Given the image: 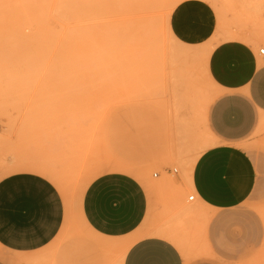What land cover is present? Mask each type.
<instances>
[{"label":"rangeland","instance_id":"1","mask_svg":"<svg viewBox=\"0 0 264 264\" xmlns=\"http://www.w3.org/2000/svg\"><path fill=\"white\" fill-rule=\"evenodd\" d=\"M249 1L76 0L77 26L95 29L84 40L62 44L25 38L50 30L2 32L0 181L33 169L14 170V165H35V170L46 171L64 204L74 208L86 182L98 174L139 173L134 178L156 198L146 231L160 228L174 235L181 227L195 229L186 251L169 239L184 264H264V192L227 210H207L195 203L173 155V132L164 117L168 92L160 66L163 56L172 55L207 99L204 116H196L189 136L191 142L203 141L210 135L206 114L216 93L207 77L212 45L220 38L246 34L245 41L255 43L257 51L264 48V0H254L255 8ZM195 3L211 13V39L201 44L174 42L167 27L185 39V31L172 25L177 7L186 5L196 18ZM61 130L76 143L70 158L53 159L47 136L51 141ZM256 141L251 148L264 151V138ZM70 216L69 223L73 218L81 223L75 210ZM45 258L0 243V264H39Z\"/></svg>","mask_w":264,"mask_h":264},{"label":"crops","instance_id":"2","mask_svg":"<svg viewBox=\"0 0 264 264\" xmlns=\"http://www.w3.org/2000/svg\"><path fill=\"white\" fill-rule=\"evenodd\" d=\"M177 8L172 25L178 32L194 29L199 41L211 39L208 9L196 24L192 10L186 5ZM244 36L220 38L207 56L216 93L206 123L214 141L196 158L189 182L207 210L231 209L264 192V151L251 148L252 142L264 138V51L258 53ZM55 133L51 141L47 136L48 154L70 158L76 142L63 130ZM133 175L139 173L98 174L86 182L74 208L64 204L41 171H20L2 179L0 243L20 252H38L54 264H184L173 242L147 233L145 223L152 218L156 198ZM70 210H75L79 225L74 218L73 224L68 222Z\"/></svg>","mask_w":264,"mask_h":264},{"label":"bare ground","instance_id":"3","mask_svg":"<svg viewBox=\"0 0 264 264\" xmlns=\"http://www.w3.org/2000/svg\"><path fill=\"white\" fill-rule=\"evenodd\" d=\"M249 3L250 7H257L254 0L251 2L249 1ZM75 5L76 0H0V35L2 32L7 33L10 29H34L50 30V32L26 35L25 38H27L28 41L56 40L62 44H72L78 37L84 40L90 37L94 32L92 30L95 29L90 27V24L86 25L81 23L79 27L77 26V14L76 10H74ZM194 5L197 15L195 22L197 24L199 21V13H201L202 16L204 13H207V9L200 3H195ZM62 7L65 9H62ZM168 28L169 27H167L168 34L174 42H183L186 44L203 43L202 41H198L200 39L194 29L182 34L185 39H181ZM194 34L196 35L194 36ZM7 35H9V33H7ZM239 37H241V35H239ZM209 49L210 48H208V50ZM259 49H263L264 51L263 47L258 48V51ZM160 66L163 73L162 79L164 78L163 87L168 92L164 117L166 123L170 125L173 132V140L175 143L173 155L181 167V173L184 177L186 186L191 189L189 183L191 168L198 155L214 141L211 134L201 142H191L189 139L195 124V119H197L196 116H204L203 110L207 99L201 96L195 83L189 78V74L186 73L184 69L177 66L172 55H168L167 57L163 56L162 65ZM207 77L210 81L211 79L208 74ZM189 147L192 152H188ZM14 166V170L37 169L35 165L27 166L17 164ZM154 174L155 173H153V175ZM189 196L193 198V195ZM196 203L204 207L203 203H198L197 198ZM200 212L202 213L201 210ZM181 229L179 232L173 229V232H178V234L174 235L168 232L170 230H162L160 228H154L147 231V233L173 239L181 250L186 251L193 241L195 229L194 227H189V229L181 227ZM129 243L130 241H127V245H129ZM39 264L54 263L52 261H43Z\"/></svg>","mask_w":264,"mask_h":264},{"label":"built area","instance_id":"4","mask_svg":"<svg viewBox=\"0 0 264 264\" xmlns=\"http://www.w3.org/2000/svg\"><path fill=\"white\" fill-rule=\"evenodd\" d=\"M258 52H259L260 54H262V53H263V49H259ZM188 199H192L191 196H188Z\"/></svg>","mask_w":264,"mask_h":264}]
</instances>
